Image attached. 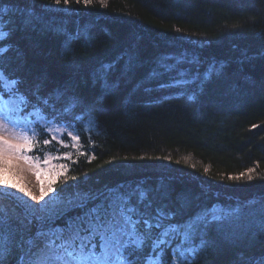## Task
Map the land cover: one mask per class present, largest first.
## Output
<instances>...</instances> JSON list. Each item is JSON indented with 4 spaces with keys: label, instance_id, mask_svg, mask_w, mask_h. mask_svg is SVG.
Here are the masks:
<instances>
[{
    "label": "trees",
    "instance_id": "1",
    "mask_svg": "<svg viewBox=\"0 0 264 264\" xmlns=\"http://www.w3.org/2000/svg\"><path fill=\"white\" fill-rule=\"evenodd\" d=\"M12 3L0 0L5 7ZM45 5L68 10H42ZM32 6L43 22L25 29L16 17L10 40L19 55L12 53L6 71L20 79L19 90L30 99L37 82L47 90L71 84L93 106L91 114L64 124L79 136V153L86 155L71 147L67 134L62 139L69 146L61 147L37 127L39 144L31 156H60L66 176L76 177L61 176L53 184L56 192L63 189L68 197L78 189L143 179L155 186L161 176L174 177L173 203L180 196L191 200L179 220L214 205L242 210L222 231L210 228V243L195 264H250L264 256L258 235L264 219V0H93L87 6L35 0ZM57 27L80 32V38L66 43ZM181 53L200 63L181 65L189 74L177 79L192 80L213 59L225 62L224 73L202 90L199 81L160 87L176 73L153 71L162 72L164 56ZM102 64L113 65L109 80L118 86L93 84L92 73ZM46 119L61 124L70 117L51 113ZM66 152L71 159L63 157ZM0 206L21 215L26 208L8 197H0Z\"/></svg>",
    "mask_w": 264,
    "mask_h": 264
},
{
    "label": "snow or ice",
    "instance_id": "2",
    "mask_svg": "<svg viewBox=\"0 0 264 264\" xmlns=\"http://www.w3.org/2000/svg\"><path fill=\"white\" fill-rule=\"evenodd\" d=\"M70 2L54 0V5H68ZM99 2L104 5L106 0ZM34 3L35 0H13L9 7L0 4V133H8L17 141L0 135V197L14 198L18 204L27 205L22 215L0 206V264H195L198 254L204 252L210 243V228L215 225L216 231L220 232L225 225L238 221L241 215L239 206L217 209L214 205L179 220L178 217H183L191 207V200L180 196L173 203L174 177L161 176L155 186L143 179L129 184L105 185L97 190L78 189L67 198L62 195L63 189L56 192L53 187L61 176L76 179L66 176V165L59 166L60 171L56 179L49 180L47 190L41 187L39 197L20 183L6 178L10 169L16 166L15 157L36 168L37 179H40L36 164L39 157L29 155L39 144V131L32 126L33 113L45 118L51 113L70 117L61 120V125H71L73 120L82 119L83 113L93 111V106L86 105L71 84L47 90L43 81L37 82L30 99L20 92V79L6 71L12 53L19 55V49L10 40L16 29V17L20 18L19 23L25 29H35L37 23L43 22L41 13L32 6ZM76 3L87 6L93 0H76ZM42 10L68 9L45 5ZM56 30L66 36V43L80 38V32L70 33L60 27ZM199 63L198 57L189 58L186 53L167 55L159 63L162 72L154 70L152 75L176 73L172 83L161 84L162 88L199 81L202 90L213 77L223 75L226 67L225 62L213 59L203 72L197 70L192 80L176 78L189 74V70L181 65ZM112 68V64H102L96 69L92 73L93 84L100 82L102 89L118 86L109 80ZM189 99H195V94ZM30 104L32 113L20 115ZM90 118L94 119V116ZM61 125L54 124V130L61 132ZM67 135L72 141L71 147L79 153L83 146L79 136L71 132ZM56 142L61 147L69 146L63 139ZM50 143L47 139L43 141L45 146ZM63 157L71 159V154L66 152ZM33 201L37 203L33 204ZM75 210H79L76 215H69ZM61 220L63 223H58ZM258 235L264 242V219L258 226ZM250 264H264V256Z\"/></svg>",
    "mask_w": 264,
    "mask_h": 264
},
{
    "label": "rangeland",
    "instance_id": "3",
    "mask_svg": "<svg viewBox=\"0 0 264 264\" xmlns=\"http://www.w3.org/2000/svg\"><path fill=\"white\" fill-rule=\"evenodd\" d=\"M5 98L7 99L8 97ZM28 113H32V111H27V112L23 111L20 113V115L26 116ZM31 120L33 122L32 126H34L35 128H37V124H40L44 126V129L46 130L52 129V131H48V132L51 134L52 137H55V140L62 139V136L68 132H71L73 135H75V133L72 130H70L64 125H61L62 128L61 132H56L54 130L55 123L46 120L39 114L33 113L31 116ZM56 125H60V124H56ZM0 135H3L6 139L13 140V142H17L8 133H0ZM53 157L55 156H47L45 159L37 160L36 164L41 173L39 180L37 179L36 168H34L32 165H29L22 159L14 157L13 159L16 166L10 169L9 173L6 175V178L13 180L14 182L20 183L22 186H24L29 191H31L34 195L39 197L41 187L43 186L45 190H47V185L49 180L56 179L57 172L60 171L59 168L60 164H58L57 160L53 159ZM46 159H47V163H45ZM24 199L26 200L27 197H24ZM45 199H47V197H45ZM32 203L35 204L37 202L33 201ZM40 203H43V201H40ZM24 206L27 207V205Z\"/></svg>",
    "mask_w": 264,
    "mask_h": 264
},
{
    "label": "bare ground",
    "instance_id": "4",
    "mask_svg": "<svg viewBox=\"0 0 264 264\" xmlns=\"http://www.w3.org/2000/svg\"><path fill=\"white\" fill-rule=\"evenodd\" d=\"M177 90L179 91V93H181L182 91H181V87L179 86V87H177ZM181 91V92H180ZM242 211V210H241ZM246 213V212H245ZM244 215V214H243Z\"/></svg>",
    "mask_w": 264,
    "mask_h": 264
}]
</instances>
